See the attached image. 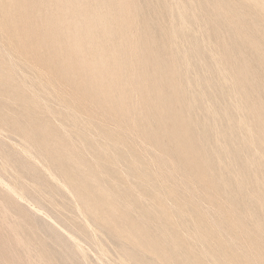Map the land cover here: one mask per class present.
Wrapping results in <instances>:
<instances>
[{"label":"rangeland","instance_id":"374dc122","mask_svg":"<svg viewBox=\"0 0 264 264\" xmlns=\"http://www.w3.org/2000/svg\"><path fill=\"white\" fill-rule=\"evenodd\" d=\"M0 264H264V0H0Z\"/></svg>","mask_w":264,"mask_h":264},{"label":"bare ground","instance_id":"6f19581e","mask_svg":"<svg viewBox=\"0 0 264 264\" xmlns=\"http://www.w3.org/2000/svg\"><path fill=\"white\" fill-rule=\"evenodd\" d=\"M97 10H98V9H97ZM161 104L163 105V107H165V105H164V101H162ZM18 193H19V192H18Z\"/></svg>","mask_w":264,"mask_h":264}]
</instances>
